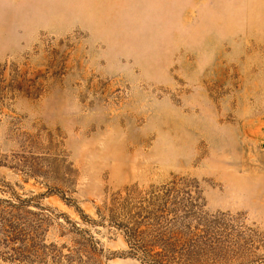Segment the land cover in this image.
Here are the masks:
<instances>
[{"label": "rangeland", "instance_id": "rangeland-1", "mask_svg": "<svg viewBox=\"0 0 264 264\" xmlns=\"http://www.w3.org/2000/svg\"><path fill=\"white\" fill-rule=\"evenodd\" d=\"M0 264H264V0H0Z\"/></svg>", "mask_w": 264, "mask_h": 264}]
</instances>
